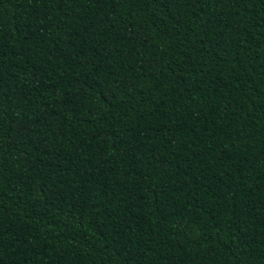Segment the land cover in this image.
Returning <instances> with one entry per match:
<instances>
[{"label": "trees", "instance_id": "16d2710c", "mask_svg": "<svg viewBox=\"0 0 264 264\" xmlns=\"http://www.w3.org/2000/svg\"><path fill=\"white\" fill-rule=\"evenodd\" d=\"M0 264H264V0H0Z\"/></svg>", "mask_w": 264, "mask_h": 264}]
</instances>
